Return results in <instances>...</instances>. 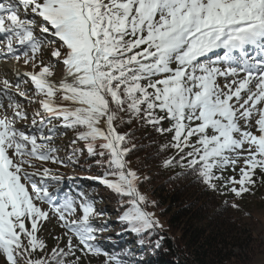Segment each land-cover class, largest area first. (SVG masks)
Masks as SVG:
<instances>
[{"label":"snow or ice","instance_id":"snow-or-ice-1","mask_svg":"<svg viewBox=\"0 0 264 264\" xmlns=\"http://www.w3.org/2000/svg\"><path fill=\"white\" fill-rule=\"evenodd\" d=\"M10 58L32 70L0 78V264H153L105 250L104 197L60 198L49 189L62 177L36 164L75 165L86 150L103 169L93 179L118 197V222L151 236L161 225L124 126L165 137L161 166L213 192L243 199L264 184V0H0V59ZM61 129L83 142L66 160L53 146ZM53 219L64 232L49 247Z\"/></svg>","mask_w":264,"mask_h":264},{"label":"trees","instance_id":"trees-1","mask_svg":"<svg viewBox=\"0 0 264 264\" xmlns=\"http://www.w3.org/2000/svg\"><path fill=\"white\" fill-rule=\"evenodd\" d=\"M130 129L134 131L132 143L136 145L128 156L130 166L141 172L150 167L146 175L148 179L141 183V190L149 201L155 202L149 203L147 210L152 209L161 227L151 236L144 237L128 231L126 225L118 222L121 210L118 197L114 194L110 201L117 205L116 216L113 221L107 220L108 229L100 237L104 249L109 252L131 249L137 258H151L153 264H250L263 244L239 217L242 212L231 207L232 196L221 198L217 192L206 189L195 175L185 174L186 170L179 166L162 167V159L172 155L171 151L160 154V145L166 138L151 128H140L135 124L124 126L121 131ZM71 132L74 133V130ZM87 161L93 162L94 159ZM82 162L84 160L72 165L84 171ZM73 182L76 186L72 187ZM73 182L69 185L74 190L73 196L80 192L94 195L98 188L93 184L97 180L90 177L83 179L80 176L78 181ZM51 184L57 185L55 182ZM101 201L98 199L97 202ZM225 201L228 203L225 204ZM112 208L105 215H112L114 206ZM141 239L143 244L139 243ZM158 239L161 246L156 248L154 242Z\"/></svg>","mask_w":264,"mask_h":264},{"label":"rangeland","instance_id":"rangeland-1","mask_svg":"<svg viewBox=\"0 0 264 264\" xmlns=\"http://www.w3.org/2000/svg\"><path fill=\"white\" fill-rule=\"evenodd\" d=\"M211 58L215 59V56H212ZM1 65H5L6 67H8L12 70L14 67V68L18 69V71H23L24 69L26 71L32 70L30 67L25 66L23 64L22 60L20 62H16L14 59H11V58L6 60V61L3 59H0V66ZM62 69H63V65H58L56 67L55 71L59 74L62 71ZM3 77H4L3 74H0V78H3ZM8 79L14 80L15 77L10 76V78H8ZM21 87L22 88H32V85L22 83ZM31 107L32 108H38L39 106L38 105H32ZM27 123L28 124L31 123V116L29 117V120L27 121ZM53 123L58 124L59 122L53 121ZM71 130L72 129H61L60 131L63 134L61 135L58 133L53 140V146L59 149L58 154L63 159H66L68 157V155L71 153L72 149L74 148L73 146H75L76 144H77V147H75V148L83 147V142H80V141H77V143L75 145H73L72 141L75 139L76 132L74 131V133H72ZM77 154H78V156L81 157V158H79L80 162L82 160H84V162H82V164H81L82 166H84V168H83V169H85L84 171H80V169H78L77 166H73L72 164L59 165V164H53L51 162L36 161V164L38 167L40 165H42L43 167L51 168V169H53V175H57V176L62 177V180H61L59 185L52 186L49 189L51 191L53 188L59 187L60 192L57 195L60 198H63L66 193L67 194H69V193L74 194V190L72 188H70L69 185L73 181H78L80 176L83 177V179H84V177L85 178L86 177L93 178V177H95V175H99V176L102 175L103 169L98 167L95 164L94 158H93L94 159L93 162L87 161L89 159L91 160L92 158H89L87 156L86 150L84 151L83 155H81L80 153H77ZM241 163H242V161H241ZM92 166H95L94 172L91 171ZM99 168L102 171H100ZM149 169H150V167H148L144 172H141V171H138V172L142 177H144L147 175ZM98 171L101 173H99ZM95 172H97V173H95ZM237 173H238V169H237ZM227 174L232 175L233 173L231 171H229ZM93 184L98 185V188H96V190L94 191V195L99 194V195H102L104 197V199L101 202H97V205H96L97 208L98 209L104 208V209H106L107 212H111L113 210L112 207L114 206V211H113L112 215H104V216L100 217L99 219L103 220V221H107L108 219L110 221H113L115 216H116V214H115L116 209L115 208L117 205H115V203H112L110 201V199H113L115 197L114 193H112L109 189L104 187L98 180H97V182H93ZM73 186H76L75 183H74V185H72V187ZM87 194H89V193H87ZM217 194L220 195L221 198H223V199L230 197V195H231V194H221L220 192H217ZM231 196L233 198V201L240 205L239 211L242 212V216H239V217H242L244 223L246 225H248L253 230L254 236L259 238L263 244V246L260 247V251H259V249L257 250L255 257L250 264H264V184H258L257 188L255 189V195L245 194L243 199H237L233 195H231ZM150 204H153V203H150ZM150 210L151 211H149V210L148 211L153 212L152 209H150ZM245 213H250V215H246ZM235 214H238V212H235ZM155 217H157L156 214H155ZM156 219H158V218H156ZM63 232H64V229L59 227L57 221L55 219H53L51 222L46 223L44 230H42L41 236L47 242L49 247H51V246L55 245V243H56V240L54 239V237L60 236ZM103 259H104L103 256L98 257V258L92 257L91 258V264H102Z\"/></svg>","mask_w":264,"mask_h":264},{"label":"bare ground","instance_id":"bare-ground-1","mask_svg":"<svg viewBox=\"0 0 264 264\" xmlns=\"http://www.w3.org/2000/svg\"><path fill=\"white\" fill-rule=\"evenodd\" d=\"M15 69V70H14ZM11 70V71H10ZM23 70V69H22ZM15 71H18V69L13 67V70L6 67L5 65L0 66V74H3V76L10 78V76L15 77ZM24 71V70H23ZM26 71V70H25Z\"/></svg>","mask_w":264,"mask_h":264}]
</instances>
